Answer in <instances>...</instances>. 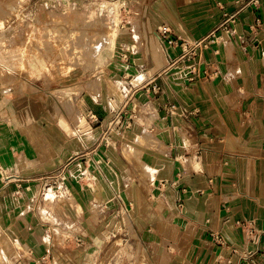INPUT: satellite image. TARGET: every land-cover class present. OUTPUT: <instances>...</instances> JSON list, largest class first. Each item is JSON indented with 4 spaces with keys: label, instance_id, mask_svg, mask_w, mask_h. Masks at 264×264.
Segmentation results:
<instances>
[{
    "label": "crops",
    "instance_id": "crops-1",
    "mask_svg": "<svg viewBox=\"0 0 264 264\" xmlns=\"http://www.w3.org/2000/svg\"><path fill=\"white\" fill-rule=\"evenodd\" d=\"M40 5L59 31L77 8L99 5L117 39L100 44L80 82L47 70L54 46L26 71L0 70L4 263L113 264L125 248L148 264H264V0L197 50L195 70L173 63L180 43L207 35L236 0H36L21 34L28 19H48ZM151 78L159 92L138 88ZM115 131L139 157L125 156ZM61 170L64 189L44 188Z\"/></svg>",
    "mask_w": 264,
    "mask_h": 264
},
{
    "label": "rangeland",
    "instance_id": "rangeland-1",
    "mask_svg": "<svg viewBox=\"0 0 264 264\" xmlns=\"http://www.w3.org/2000/svg\"><path fill=\"white\" fill-rule=\"evenodd\" d=\"M29 2L32 3L33 7V3L36 2V0H0L1 72H3L5 62H7V64H11V72L12 74H15L21 71V69L25 70L26 68H29L31 61L37 59L39 60L41 59V56L45 55L46 58L44 57L43 59L48 63V71H55L60 74V76H63V78L69 73H72L77 82H80V80H83L86 72L94 71L93 62L96 60L95 52L99 49L100 44L111 43L112 46L115 44L117 39L115 26L107 21V18L109 17V10H102L98 13L99 5L88 9H84L83 7L77 8L70 20L60 21V23L64 26L62 31H59L54 27L58 21L56 19H54V21L52 20L53 15L50 6L40 5V11L47 13L48 19H44L43 22L40 19L39 22V19L36 18L37 22L35 20V23L28 19L26 22L27 25L24 27V33L21 34V27L19 24L20 18L25 4ZM110 11L113 12V10ZM106 26L108 28V33L106 37L101 40V37L97 34H99L101 27ZM41 27L46 28L45 31L46 33L49 32L47 33L48 35L43 36V33L38 31ZM44 46L49 51L52 50L53 46L54 48L60 47L61 51L57 54L49 52L42 55ZM70 62L72 63L70 64ZM87 63L90 65L87 66ZM78 90L81 91V86ZM90 90L93 94L96 93L95 86H92ZM61 104L67 111L73 108V103H68L66 99L61 100ZM74 120L76 127H80V125L84 124L83 117L79 115H77ZM110 121L111 119H109V122ZM110 127H112V125ZM117 137L119 138L120 143H122L124 148L123 153L127 156V158L131 159L135 156L139 157V151L134 153L133 150L129 148L132 145L131 142L133 139L128 133L117 134ZM144 166L146 171L151 173V167L147 164V162ZM123 222L125 226L129 225L125 213L123 215ZM124 229L125 230L123 232L125 233L127 229ZM107 235L122 236L121 233H116L115 229H109ZM113 261H116V263L113 262V264H148L146 256L137 255L135 252L133 255L132 250H126L125 248L122 254H118ZM0 264H10L9 262L4 263L1 250Z\"/></svg>",
    "mask_w": 264,
    "mask_h": 264
},
{
    "label": "built area",
    "instance_id": "built-area-1",
    "mask_svg": "<svg viewBox=\"0 0 264 264\" xmlns=\"http://www.w3.org/2000/svg\"><path fill=\"white\" fill-rule=\"evenodd\" d=\"M260 0H236L237 8L231 12L226 13L223 15L222 19L218 22V24L213 28L207 35L203 36L199 40H195L193 42H186L182 41L180 43L181 52L176 57L173 63L179 62V61H192L191 63V69H196V63L194 62L193 57L196 56L197 50L199 48H205L210 45L217 44L224 35L234 33L235 31V24L237 21V17L240 12H242L245 9L251 8V7H257L259 5ZM164 30V28H162ZM150 87L154 92H159L161 90L160 86L154 82V79L151 78L147 83H144L139 89H146L147 87ZM124 98V97H123ZM117 99L116 95H112L110 99V112L115 113V100ZM121 100V99H120ZM175 109V105L170 104L169 105V112L173 111ZM118 113H115V115L111 118V121L109 123L110 127L114 123V119L117 118L116 116ZM64 172L61 170L57 172L56 174H52L48 177H46L43 180V187L46 189H52L54 192L58 193L59 191H62L64 189ZM252 231V230H250ZM249 231V233H250ZM252 234V233H251Z\"/></svg>",
    "mask_w": 264,
    "mask_h": 264
}]
</instances>
